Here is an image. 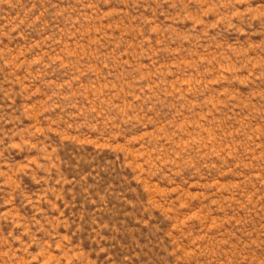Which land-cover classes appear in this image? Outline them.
<instances>
[{"label": "rangeland", "instance_id": "rangeland-1", "mask_svg": "<svg viewBox=\"0 0 264 264\" xmlns=\"http://www.w3.org/2000/svg\"><path fill=\"white\" fill-rule=\"evenodd\" d=\"M0 264H264V0H0Z\"/></svg>", "mask_w": 264, "mask_h": 264}]
</instances>
